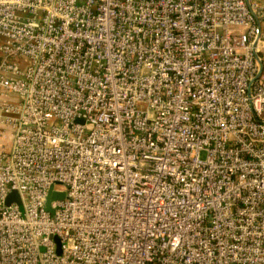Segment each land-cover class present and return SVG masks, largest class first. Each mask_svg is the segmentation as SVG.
I'll list each match as a JSON object with an SVG mask.
<instances>
[{
	"label": "built area",
	"instance_id": "1",
	"mask_svg": "<svg viewBox=\"0 0 264 264\" xmlns=\"http://www.w3.org/2000/svg\"><path fill=\"white\" fill-rule=\"evenodd\" d=\"M0 264H264V0H0Z\"/></svg>",
	"mask_w": 264,
	"mask_h": 264
},
{
	"label": "water",
	"instance_id": "2",
	"mask_svg": "<svg viewBox=\"0 0 264 264\" xmlns=\"http://www.w3.org/2000/svg\"><path fill=\"white\" fill-rule=\"evenodd\" d=\"M55 185L53 184L48 192L47 197L45 198L44 201V211L54 215L55 214V210L53 209L52 205L53 203L57 202V201H62L64 199L67 198V195L65 192H58L55 190ZM12 203H17V204H21L20 198L18 196V194L16 192H13L12 194L9 195V197L6 200V205H10ZM55 242L58 245V254H60V242L59 239L57 237L54 238Z\"/></svg>",
	"mask_w": 264,
	"mask_h": 264
}]
</instances>
